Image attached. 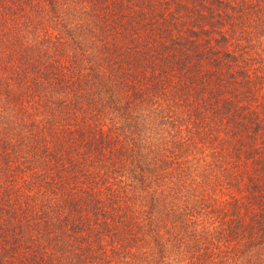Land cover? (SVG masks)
<instances>
[{
    "label": "trees",
    "instance_id": "obj_1",
    "mask_svg": "<svg viewBox=\"0 0 264 264\" xmlns=\"http://www.w3.org/2000/svg\"><path fill=\"white\" fill-rule=\"evenodd\" d=\"M0 264H264V0H0Z\"/></svg>",
    "mask_w": 264,
    "mask_h": 264
}]
</instances>
